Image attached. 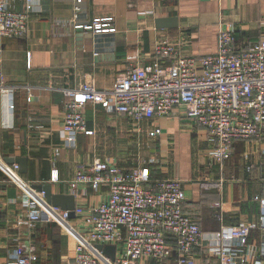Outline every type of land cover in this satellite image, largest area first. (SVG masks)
I'll list each match as a JSON object with an SVG mask.
<instances>
[{
	"label": "crops",
	"instance_id": "crops-1",
	"mask_svg": "<svg viewBox=\"0 0 264 264\" xmlns=\"http://www.w3.org/2000/svg\"><path fill=\"white\" fill-rule=\"evenodd\" d=\"M8 1L13 10L28 11L29 26L21 39L0 38V70L4 85L13 89L14 106L8 112L0 94V166L11 167L9 160L25 158L27 172L18 173L26 182L51 185L52 194L73 196L75 207L87 208L104 201L108 189L103 187L98 193L88 187L73 190L70 182L77 165L100 160L130 169L146 159L153 177L182 180L185 202L197 211L203 232H216L222 225H248L247 253L262 262L264 234L259 218L264 199V155L258 145L236 144L233 158L220 168L207 156L206 135L190 127L182 107L158 120L160 136L152 138L150 148L147 123L133 126L123 114L101 105L88 104L83 110L93 136L65 133L62 90L86 83L97 90H109L123 72L151 66L156 43L172 44L180 56L213 54L219 25L234 27L239 47L263 40L264 0ZM168 17L178 19L176 28H156L157 19ZM109 18L114 32L75 28ZM161 137H166L163 144ZM175 138L178 147L173 145ZM53 170L58 172L57 182L50 179ZM219 180H223L222 195L203 187ZM22 199L23 191L0 169V249L6 246V227H13L11 217L22 211ZM219 200L223 201L222 222L210 208ZM59 234L62 251L58 264H72L74 243L60 230ZM199 263L206 262L203 258Z\"/></svg>",
	"mask_w": 264,
	"mask_h": 264
},
{
	"label": "built area",
	"instance_id": "built-area-1",
	"mask_svg": "<svg viewBox=\"0 0 264 264\" xmlns=\"http://www.w3.org/2000/svg\"><path fill=\"white\" fill-rule=\"evenodd\" d=\"M110 20L95 19L91 25L75 28L114 32ZM28 26V11L13 10L8 0H0V38L21 39ZM153 52L151 66L123 72L109 90H97L91 83L62 90L66 98L63 132L93 136L83 110L95 104L123 114L133 126L147 123V136L154 138L160 136L158 120L182 107L190 127L206 135L207 156L220 168L238 143H254L264 155V39L239 47L234 27L219 25L213 54L180 56L165 42L156 43ZM12 92L0 70V94L8 112L14 107ZM0 169L23 191L22 211L11 217L13 227L7 226L3 234L6 246L0 264H39L34 233L37 226L50 223L72 239L73 256L68 257L72 264H200L203 258L205 264H264L247 253L248 225H222L216 232H203L197 211L185 202L182 180L153 177L146 159L130 169L100 160L77 165L70 187L76 191L88 187L95 193L107 187L108 196L94 206L75 207L73 219L33 189L19 175L17 164ZM50 179L58 181L57 170ZM215 182L203 187L222 195L223 180ZM260 205L264 234V199ZM210 208L222 222L223 201L213 202ZM98 246L115 247L114 260ZM262 246L264 258V241Z\"/></svg>",
	"mask_w": 264,
	"mask_h": 264
},
{
	"label": "water",
	"instance_id": "water-1",
	"mask_svg": "<svg viewBox=\"0 0 264 264\" xmlns=\"http://www.w3.org/2000/svg\"><path fill=\"white\" fill-rule=\"evenodd\" d=\"M207 1V0H201ZM156 28L165 29V28H176L178 26V19L176 17H168V18H159L155 21ZM11 164H17L20 173L27 172V160L25 158H13L9 160ZM33 189L39 192H43L45 194L46 200L54 207H58L62 210L69 212V218H74V208H75V200L73 196H65L62 194H52L51 185H33ZM99 250H102L105 255H107L111 261L114 260L115 255V247L113 246H105L97 247Z\"/></svg>",
	"mask_w": 264,
	"mask_h": 264
},
{
	"label": "trees",
	"instance_id": "trees-1",
	"mask_svg": "<svg viewBox=\"0 0 264 264\" xmlns=\"http://www.w3.org/2000/svg\"><path fill=\"white\" fill-rule=\"evenodd\" d=\"M34 237L42 264H58L62 251L59 228L52 223L42 224L36 228Z\"/></svg>",
	"mask_w": 264,
	"mask_h": 264
},
{
	"label": "rangeland",
	"instance_id": "rangeland-1",
	"mask_svg": "<svg viewBox=\"0 0 264 264\" xmlns=\"http://www.w3.org/2000/svg\"><path fill=\"white\" fill-rule=\"evenodd\" d=\"M163 128V127H162ZM169 135H171V134H169ZM166 137H161L160 139V141H162V143L161 144H163L164 142H163V140L165 139ZM153 141H154V139H152V138H150L149 137V148H150V146H151V144L153 143ZM173 141V145L175 146V147H178V146H180V143H179V141H178V139H173L172 140ZM154 144V143H153ZM183 145V144H182ZM182 147V146H181ZM231 158H233V157H231ZM213 210V209H212ZM214 211V210H213ZM3 252V249H0V254ZM39 255V254H38Z\"/></svg>",
	"mask_w": 264,
	"mask_h": 264
}]
</instances>
